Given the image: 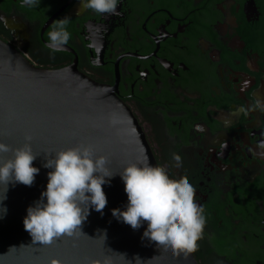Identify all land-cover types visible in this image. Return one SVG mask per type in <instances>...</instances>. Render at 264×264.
Returning a JSON list of instances; mask_svg holds the SVG:
<instances>
[{
	"label": "flooded vegetation",
	"instance_id": "af4514ba",
	"mask_svg": "<svg viewBox=\"0 0 264 264\" xmlns=\"http://www.w3.org/2000/svg\"><path fill=\"white\" fill-rule=\"evenodd\" d=\"M21 2L0 0V38L37 67L76 65L115 88L158 165L195 188L199 264H264V0H117L118 15ZM65 17L53 53L47 32Z\"/></svg>",
	"mask_w": 264,
	"mask_h": 264
},
{
	"label": "water",
	"instance_id": "95a60500",
	"mask_svg": "<svg viewBox=\"0 0 264 264\" xmlns=\"http://www.w3.org/2000/svg\"><path fill=\"white\" fill-rule=\"evenodd\" d=\"M116 123L113 124L112 121ZM31 137L37 155L33 166L40 169L32 186H7L0 203V264H199L194 254L176 256L171 249L143 237L147 222L133 230L112 215L128 203L120 172L146 155L150 166H159L146 135L115 88L100 84L78 70L37 67L15 47L0 38V142L13 149ZM76 146H91L95 156H106L114 173L103 185L107 206L103 214L90 208L82 232L62 237L51 245L33 243L24 230L27 209L46 191V153ZM12 153L3 154L11 158ZM106 180L109 178H105ZM2 191V189H0ZM46 202V198H45ZM6 209V212L2 211Z\"/></svg>",
	"mask_w": 264,
	"mask_h": 264
},
{
	"label": "clouds",
	"instance_id": "9594fccd",
	"mask_svg": "<svg viewBox=\"0 0 264 264\" xmlns=\"http://www.w3.org/2000/svg\"><path fill=\"white\" fill-rule=\"evenodd\" d=\"M40 2L22 0L20 6L37 7ZM81 7L97 14L118 15L117 0H82ZM69 21L65 17L50 25L45 46L51 52L65 50L64 45L71 35L66 28ZM254 107L260 108V102L257 101ZM241 111L245 110L242 108ZM25 139L28 142L15 149L0 142V203L6 199L10 183L32 186L40 171L33 166L37 155L31 147V137ZM260 147L264 148V142ZM9 152L12 157L4 159L3 154ZM173 159L176 167H180L181 157L174 153ZM45 160L43 167L52 169L47 174L46 191L41 193V199L35 206L28 207L23 226L33 243L51 245L65 236L85 235L81 229L90 215L89 209L94 208L103 214L107 206L102 186L110 183L114 173L108 167L109 159L103 155L95 156L91 146L71 147L56 152L54 156L46 153ZM120 175L128 203L126 210L113 209V217L133 230L147 222L142 238L156 243L165 251L171 249L176 256L183 254L187 258L195 253L198 241L203 238L206 217L204 208L196 202V190L188 178L171 179L165 167L150 166L146 155L137 163L124 167ZM2 211L6 212V209ZM136 261L141 264L138 257ZM50 264H62V261L52 259ZM92 264H100V261ZM104 264L108 261L105 260Z\"/></svg>",
	"mask_w": 264,
	"mask_h": 264
}]
</instances>
